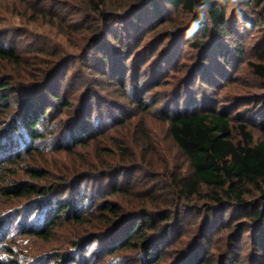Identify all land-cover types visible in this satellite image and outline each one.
I'll return each instance as SVG.
<instances>
[{
	"label": "rangeland",
	"instance_id": "rangeland-1",
	"mask_svg": "<svg viewBox=\"0 0 264 264\" xmlns=\"http://www.w3.org/2000/svg\"><path fill=\"white\" fill-rule=\"evenodd\" d=\"M94 1L0 0V48L16 55L13 60L0 57V82L10 83L6 92L10 97L0 112V134L6 131L13 137L0 151L4 159L0 168V260L13 264H151L142 246L110 252L118 249L119 240L127 239L125 230L131 223L141 224L151 215L155 228H147L146 234L153 236L150 240L155 257H160L158 264H187L201 252L209 264H264V225L253 221L255 210L264 209V179L261 187L244 186L245 200L252 201L246 208H231L233 203L213 206L212 189L205 185L192 196L183 195L182 182L192 178L194 170L172 138L164 115L175 106L183 109L190 96H205L215 108L228 110L234 125L247 123L254 140H261L264 80L252 71L249 61H259L264 25L260 28L254 21L247 30L240 28L237 35L231 34L230 43L238 41L243 51L234 67L226 66L230 77L217 78L216 85L209 80L200 86L196 70L203 57L184 45L186 39L164 37L165 30L187 24L192 15L169 7L172 17L159 27L143 29L132 39L137 41L134 48L131 40L128 47L122 39L121 30H114L115 37L112 34L111 46L106 48L103 41L110 23H102ZM220 1L228 16L236 18L239 1ZM105 3L107 12L117 17L133 0ZM173 58L174 64L169 61ZM198 60L199 65L190 71ZM159 62L162 69H158ZM118 65L125 78L123 86L110 72ZM46 91L65 96L72 106L60 107L61 99L54 100ZM30 95L40 105L49 103L39 126L44 136L37 140L22 125V134L13 131L20 122L22 99ZM85 111H89L87 121L81 118ZM79 121L89 122L91 134L75 146L69 133L79 130ZM234 136L241 137L237 130ZM33 173L38 176L33 178ZM18 183L35 184L46 191L17 195L11 189ZM76 191L86 198L83 206L71 198ZM60 197L74 201L65 215H73L78 207L83 217L68 221L61 215L49 239L27 233L30 225H41V216ZM106 201L115 206V213L104 209ZM215 211L220 215L209 226L208 218ZM259 221L264 222V215Z\"/></svg>",
	"mask_w": 264,
	"mask_h": 264
},
{
	"label": "trees",
	"instance_id": "trees-1",
	"mask_svg": "<svg viewBox=\"0 0 264 264\" xmlns=\"http://www.w3.org/2000/svg\"><path fill=\"white\" fill-rule=\"evenodd\" d=\"M238 1L237 13H239L236 18L228 16L226 6L220 0H133V3L126 9V12L117 17L107 12L105 0H95L94 4L95 9L99 11L102 23H110L103 41L106 48L111 46L109 43L111 42L114 30L115 32H119L120 30L121 33L124 32L122 39L126 40L128 47V39L131 40L134 48V44L137 41L134 40L133 43L132 39H135L143 29L159 27L168 20L170 17L168 15L169 7H173L174 9L180 8L182 11L192 15L191 20L187 24L180 25L174 30H165L164 37L171 38L178 35L182 40L186 39L184 45L187 44L189 47H192L194 52L199 53L203 57L200 65V60H198L189 69L192 71L194 67L199 65L196 70V78L200 86H202L207 84L209 80L216 85L218 82L217 78L223 77L222 79L226 80V78L230 77L226 66L234 67L243 51L238 41L233 45L230 43V39L228 38L229 36L232 38L231 34L237 35L240 28L247 30L254 21L260 28L264 25V0ZM141 7V11L131 14L127 20L122 19L123 16ZM250 14L253 15L251 16ZM134 54L135 52L131 56ZM0 57L13 60L16 55L12 50L0 48ZM102 60L105 61V58H102ZM258 60L249 61V64L256 76L264 80V47L258 53ZM169 61L174 64L175 59L173 58ZM160 62H162V59H160ZM160 62L158 69L162 67V63ZM110 72L114 76L119 77L120 82L123 81L121 84L123 86L125 78L121 67L118 65L117 69H113ZM153 76L152 73L150 77ZM149 81L150 79L144 85L147 86L146 84ZM9 85L10 83L4 84L0 82V112L10 97L6 93ZM136 88L138 89L139 87L136 85ZM46 94L50 95L54 100L61 99L60 107L68 109L72 106L71 101L65 96L59 97L60 94L58 95L56 92L49 93V91H46ZM30 96L22 99L20 122L15 123L13 131L17 132L16 134H22V125L29 137L32 140H37L44 136V132L39 129V126L47 115L46 110L49 108V103L47 105H40L36 102L34 95ZM189 99L183 109L175 106L172 112L164 114L169 122V131L172 138L189 157L194 170L193 177L182 182L181 190L183 195L192 196L199 191L201 185H205L212 189L213 194L211 196L215 200V205L213 206L218 207L222 205L224 207L229 203H233L234 205L231 208H235L236 206H239V208L249 207L252 201L245 200L244 186L246 184H253L256 187H261V181L264 179V136L261 140L255 141L254 135L247 123L234 125L229 111L215 108L211 101H205V96L201 99H197L196 96H190ZM144 103V100H141V107H143ZM88 113L89 111L83 112L81 118L87 121L85 117L88 116ZM88 124L89 122L82 123L79 121V130H70L69 136L74 141L75 146L85 143L90 136ZM235 130L241 136L239 139H236L234 136ZM12 140L13 137L6 133V131L1 133L0 151L8 144L7 141H9L8 145H10ZM3 163L4 159L0 156V168ZM37 176V173H33V178ZM11 190L17 195L33 194L34 192L45 193L46 191L35 184L21 186L19 183L13 185ZM108 193L110 192H104L101 196H106ZM71 198L74 199L75 203L77 202L76 205L78 206H83L86 200L83 197V193L79 194L78 191ZM74 201L69 200V197L58 199V204L56 206L53 203V206L49 205V207L51 206L49 211L44 212V215L41 216L42 221L40 226L32 224L25 231L29 234L49 239L51 231L59 224L58 221L61 219V215L66 214L67 208ZM40 207V205L37 206L39 209ZM103 207L112 214L116 212L115 206L109 204L108 201L103 202ZM218 214L220 215L219 212ZM218 214L216 211L214 214L213 212L210 214V218H208L209 226L215 224L217 220L215 217ZM254 214V225L258 224V222L264 225V222L259 221L264 215V209H256ZM82 217L78 212V207H76L73 215L67 213L64 220H79ZM166 218H163L162 221H165ZM155 224L151 215L145 216L141 224L134 221L125 230L124 239H126V236L127 239L124 242L119 240L116 243L119 245L118 249L110 250V252L114 253L123 248H131L133 250V248L142 246L140 248L144 250L145 260L151 264H158L160 257H155L156 251L152 249L153 242L150 240L153 236L146 234V229L155 228ZM140 237L146 240L140 242ZM209 263L210 259L202 257V252L187 261V264ZM0 264L13 263H6L0 260Z\"/></svg>",
	"mask_w": 264,
	"mask_h": 264
},
{
	"label": "clouds",
	"instance_id": "clouds-1",
	"mask_svg": "<svg viewBox=\"0 0 264 264\" xmlns=\"http://www.w3.org/2000/svg\"><path fill=\"white\" fill-rule=\"evenodd\" d=\"M231 4H235L237 0H230Z\"/></svg>",
	"mask_w": 264,
	"mask_h": 264
}]
</instances>
